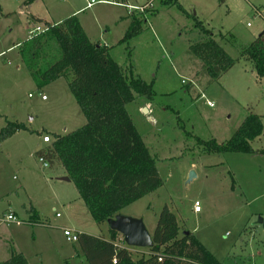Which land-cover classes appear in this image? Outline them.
Returning <instances> with one entry per match:
<instances>
[{
	"label": "rangeland",
	"instance_id": "obj_1",
	"mask_svg": "<svg viewBox=\"0 0 264 264\" xmlns=\"http://www.w3.org/2000/svg\"><path fill=\"white\" fill-rule=\"evenodd\" d=\"M163 1L115 0L87 8V0H0V134L9 123L28 129L0 137V262L14 240L30 264H87L79 244L68 242L63 231L110 239L109 224L97 225L75 185L60 180L67 177L61 164L43 168L35 155L51 146L54 135L86 124L68 81L38 91L19 55L18 44L45 22L76 16L90 41L108 47L127 77L153 84V101L135 96L127 110L157 158L164 184L117 216L142 220L153 235L168 207L182 230L220 263L264 264V133L250 154H208L196 144L197 138L229 141L249 114L260 116L264 126V78L241 54L264 31V0H178L189 16ZM134 19L141 32L120 44ZM197 22L235 62L212 84L191 52L208 38ZM45 136L51 143L43 142ZM191 172L196 177L189 181ZM8 212L14 223L2 222ZM35 212L39 227L24 223ZM129 250L134 260L149 255L148 249Z\"/></svg>",
	"mask_w": 264,
	"mask_h": 264
},
{
	"label": "trees",
	"instance_id": "obj_2",
	"mask_svg": "<svg viewBox=\"0 0 264 264\" xmlns=\"http://www.w3.org/2000/svg\"><path fill=\"white\" fill-rule=\"evenodd\" d=\"M33 1L27 0L26 4ZM163 4L177 5L189 16L178 0H164ZM140 23V20L132 21L120 44L141 32ZM46 25L45 33L31 37L19 47L21 62L29 70L38 91L66 79L86 124L70 134L54 135L51 146L35 155L51 164L60 163L94 222L108 223L122 209L164 184L156 166L157 158L149 152L127 110L135 96L152 102L153 84L127 77L108 47L89 40L76 16ZM196 26L208 38L192 46L191 52L202 61L201 75L212 84L232 69L235 62L217 44L211 31L201 22ZM241 54L251 62L257 77L264 78V31L254 42L242 47ZM192 89L193 86H188V91ZM25 130L28 129L23 124L9 123L0 137L4 140ZM263 133L261 117L249 114L229 141L218 144L215 140L197 138L196 144L208 154H250L253 153L251 143ZM36 214L30 223L40 224ZM77 235L87 264H113L114 261L116 264H222L191 232L182 231L176 215L168 207L159 215L148 257L134 260L123 237L111 228L109 240L85 233ZM0 264L29 263L12 249L11 257Z\"/></svg>",
	"mask_w": 264,
	"mask_h": 264
},
{
	"label": "water",
	"instance_id": "obj_3",
	"mask_svg": "<svg viewBox=\"0 0 264 264\" xmlns=\"http://www.w3.org/2000/svg\"><path fill=\"white\" fill-rule=\"evenodd\" d=\"M147 113L148 110L144 109ZM196 177L194 172L189 175V181ZM62 181L70 182L68 177L61 178ZM264 225V220H259ZM110 228L123 237L124 243L129 248L150 249L153 246L152 236L146 230L142 220L116 216L108 222Z\"/></svg>",
	"mask_w": 264,
	"mask_h": 264
},
{
	"label": "built area",
	"instance_id": "obj_4",
	"mask_svg": "<svg viewBox=\"0 0 264 264\" xmlns=\"http://www.w3.org/2000/svg\"><path fill=\"white\" fill-rule=\"evenodd\" d=\"M97 3L110 4V3H115V0H87V8H92ZM129 8L130 9H137V8H134V7H131V6ZM47 29H48L47 27L36 29L33 33H31L30 38L35 36V35H39V34L45 33L47 31ZM42 100H46V97L42 96ZM210 107H213V105H210ZM43 142L45 144L51 143L50 137L49 136H45V138L43 139ZM40 161H42V163H43V168H48L49 167L48 162H46L43 159H40ZM194 210H195V212H200V205H199L198 202H196L194 204ZM57 217H60V214H57ZM15 221H16L15 215L12 214V213L6 215L5 218H4V222L5 223H14ZM63 234L66 237L68 242L76 243L78 241V235L74 231L65 229L63 231ZM116 263H117L116 261L113 262V264H116Z\"/></svg>",
	"mask_w": 264,
	"mask_h": 264
},
{
	"label": "crops",
	"instance_id": "obj_5",
	"mask_svg": "<svg viewBox=\"0 0 264 264\" xmlns=\"http://www.w3.org/2000/svg\"><path fill=\"white\" fill-rule=\"evenodd\" d=\"M26 1H27V0H26ZM35 19L38 20V18H36V17H35ZM45 23H46V24L48 23V24L55 25V24H59V23H61V22H58V23H49V22H45ZM45 27H47V25H45ZM41 28H43V27H41ZM86 35H87V34H86ZM30 36H31V34H30ZM30 36H29V38H30ZM29 38H28V39H29ZM28 39H27V40H28ZM89 40H90V39H89ZM18 46L20 47L19 44H18ZM19 47H18V48H19ZM148 105H150V104H147V106H148ZM147 110H148V112H149V109H148V108H147ZM60 180H61V179H60ZM10 213L14 214L13 212H8L7 214L4 215V218H5L6 215H8V214H10ZM14 215H15V214H14ZM31 217H32V216H31ZM31 217H29L28 220H25L24 223H30L29 220H30ZM2 222H4V219L2 220ZM31 224H32V223H31ZM38 225H39V224H33L32 226H33V227H39ZM181 229H182V228H181ZM182 231H185V230H182ZM76 233H80V232H76ZM151 236H152V235H151ZM11 240H12V239H11ZM12 249H14L17 253L22 254V255L27 259V261L29 260V259H28V256L26 255V253H25L22 249H20V247L17 245V243H15L14 240H13L12 245L10 246V254L8 255V257H7L6 260H8V259L11 257ZM6 260H5V261H6ZM5 261H2V262H5ZM2 262H0V263H2ZM28 263H29V261H28ZM29 264H30V263H29Z\"/></svg>",
	"mask_w": 264,
	"mask_h": 264
}]
</instances>
